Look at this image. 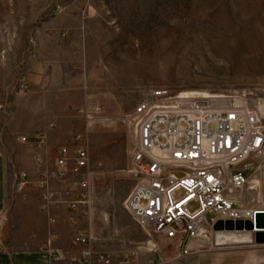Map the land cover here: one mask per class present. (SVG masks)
I'll return each mask as SVG.
<instances>
[{
    "label": "rangeland",
    "instance_id": "rangeland-1",
    "mask_svg": "<svg viewBox=\"0 0 264 264\" xmlns=\"http://www.w3.org/2000/svg\"><path fill=\"white\" fill-rule=\"evenodd\" d=\"M156 89L264 100V0H0V153L15 182L29 164L37 178L36 158L53 168L66 148L69 170L50 182L58 190L73 178L75 149H86L90 264L96 253L110 264H264V243L252 231L205 226L200 251L174 258V242L157 244L158 235L140 230L125 211L134 180L131 114ZM252 159L264 166V157ZM244 175L258 186L232 197L262 210V177ZM55 209L50 226L89 224L87 207Z\"/></svg>",
    "mask_w": 264,
    "mask_h": 264
},
{
    "label": "built area",
    "instance_id": "built-area-1",
    "mask_svg": "<svg viewBox=\"0 0 264 264\" xmlns=\"http://www.w3.org/2000/svg\"><path fill=\"white\" fill-rule=\"evenodd\" d=\"M131 120L135 141L128 173L134 180L123 205L140 230L176 239L175 258H184L189 256L188 241L202 236L205 226L218 220L254 224L255 213L260 211L243 208L232 194L254 188L244 172L262 177L264 166L252 157H264L263 99L245 93L173 94L156 89L133 109ZM18 140L25 142V137ZM43 143L41 138L39 144ZM72 162L73 178L67 186L53 190L51 180L63 178L69 170L67 149L60 148L51 169L36 158L33 184L38 190V210L49 225L55 223L53 207L77 212L88 208L89 224L75 237L76 242L86 245L93 235L90 173L84 147L75 149ZM26 184L27 174L19 172L14 190L20 191ZM190 202L197 205L196 209L187 208ZM51 253L53 262L62 258L57 249ZM91 260V250L86 248L80 259H72L70 264H90ZM93 261L110 264L102 253L94 254Z\"/></svg>",
    "mask_w": 264,
    "mask_h": 264
},
{
    "label": "crops",
    "instance_id": "crops-1",
    "mask_svg": "<svg viewBox=\"0 0 264 264\" xmlns=\"http://www.w3.org/2000/svg\"><path fill=\"white\" fill-rule=\"evenodd\" d=\"M23 170L30 183L20 191H15L5 159L0 153V264H70L72 259H80L87 247L75 241V234L82 230L70 222H67V228L47 223L45 215L38 210V190L31 182L36 178L35 166L29 164ZM55 210V207L51 210L54 218ZM158 237L155 240L157 244L167 240L160 235ZM168 241L174 242V251H177L176 239ZM202 242L200 239H190L186 246L189 255L200 251L204 244ZM53 249L60 251V261H52ZM168 253L170 254L160 249L163 257H168ZM199 262L235 264L236 260L217 261L205 258L199 259Z\"/></svg>",
    "mask_w": 264,
    "mask_h": 264
},
{
    "label": "water",
    "instance_id": "water-1",
    "mask_svg": "<svg viewBox=\"0 0 264 264\" xmlns=\"http://www.w3.org/2000/svg\"><path fill=\"white\" fill-rule=\"evenodd\" d=\"M262 180L264 182V169L262 170ZM221 225H223L225 228L232 230L233 228L235 230H245V231H252L255 234L254 242L263 244L264 243V211L262 212H256L255 213V221L254 224L247 221V222H222L218 220L216 222L214 229L220 228Z\"/></svg>",
    "mask_w": 264,
    "mask_h": 264
},
{
    "label": "bare ground",
    "instance_id": "bare-ground-1",
    "mask_svg": "<svg viewBox=\"0 0 264 264\" xmlns=\"http://www.w3.org/2000/svg\"><path fill=\"white\" fill-rule=\"evenodd\" d=\"M185 93H188V92H185ZM185 93H183V94H185ZM255 180V179H254ZM253 181V180H252ZM251 184H253L251 187H256V186H258V184H259V181H253ZM256 211H260V212H262V211H264V208L262 209V210H259V209H257ZM204 236V235H203ZM202 237V236H201Z\"/></svg>",
    "mask_w": 264,
    "mask_h": 264
}]
</instances>
